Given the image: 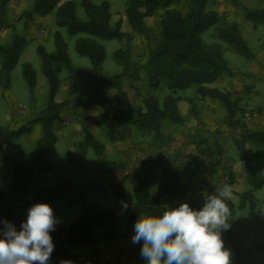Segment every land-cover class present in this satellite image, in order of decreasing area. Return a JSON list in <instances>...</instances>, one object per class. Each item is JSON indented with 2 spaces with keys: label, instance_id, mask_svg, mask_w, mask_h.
<instances>
[{
  "label": "rangeland",
  "instance_id": "1",
  "mask_svg": "<svg viewBox=\"0 0 264 264\" xmlns=\"http://www.w3.org/2000/svg\"><path fill=\"white\" fill-rule=\"evenodd\" d=\"M75 1L78 3L79 18L85 20L86 14L80 1ZM108 1L111 4L112 25L121 22L122 30L129 38L98 39L105 46L106 55L96 73L97 78L109 79L121 74L127 63L129 74L122 83L131 94L133 105L140 106L143 98L149 94L155 95L162 102L172 91L163 76L150 78L147 72V50L151 45L146 46L131 28L125 11L127 0ZM259 2L209 0L206 4V8L216 9L221 18L216 25L201 33L202 40L208 46H219L225 59L235 70L234 75L221 76L213 84L220 90L232 93L237 110L231 120H228L227 109L222 102L200 97L196 92L197 86L193 85L175 93L181 97L179 109L184 119L183 125L166 120L163 122L161 136L154 132L144 133L133 126L129 138L112 142L107 128L96 125L91 117L114 114V104L94 105L88 109L84 105L86 99H83L82 104L75 101L73 107L64 110L61 119L55 123L54 131L58 135L56 150L47 154L48 162L54 166L46 182L49 190L41 188L42 197L35 199L33 189L24 195L13 196L11 177L16 162L32 159L37 140L44 132L42 124L36 122V118L48 105L49 84L42 70L37 47L43 45L47 51L54 52L55 33L59 31L68 43L73 66L88 72L93 71V66L91 60L80 55L76 47L77 38L86 35H70L65 27L56 25L53 12L47 16L34 14L29 20L25 12L33 9V1L11 0L8 5L9 26L0 31V42H8L14 33H18L24 36L25 44L17 66L11 72L9 89L0 87V123L11 130H20L21 133L0 153V222L7 220L20 227L27 220L29 208L37 203H47L60 221L55 230L50 232L54 251L48 264H60L62 260H70L72 264H106V254L101 253V249L94 252L97 243L84 246L63 243L66 230L87 207H115L125 203L133 205L136 202V181H148L151 197L160 199L161 204L168 206L169 210L178 208L183 203H188L190 207L201 205L210 185L232 184V164L229 163H232V154L236 155V160L240 157L239 142L245 144L254 161L261 166L260 175L264 179V142L256 143L244 136L252 129V121H260L261 124L258 127L256 124V127L258 131H264V22L247 19L242 10V6L255 9L259 7ZM232 20L240 24L243 36L252 50L250 54H245L237 46L218 36V28L226 26ZM144 21L154 28L153 17H145ZM118 50L121 51L120 55L116 53ZM26 62L33 65L37 74L34 95L31 94L23 73V64ZM1 64L0 57V67ZM60 80L58 101L79 97L90 85L86 76L67 68L61 72ZM94 139L104 144L103 153L98 154L93 147ZM80 142L88 143L87 154L81 164ZM126 143L128 146H123ZM134 145L135 151L131 147ZM107 150L110 152L109 156ZM69 151L75 153L80 166L70 161ZM125 153L134 158L127 157ZM215 159H219L220 163L215 171H211L209 164L215 162ZM212 174L217 177L213 178ZM172 175L175 177L174 181ZM167 180L169 188L163 186ZM89 182L100 183L105 188L88 190ZM117 187L124 191L123 195L114 193ZM169 189L175 192L171 193ZM84 190L86 194L82 198ZM48 195H53L54 199L45 202L44 197ZM255 195L260 201L264 200V186ZM233 199L239 205L238 194L235 193ZM260 201L255 209H237L236 215L230 217L229 221L237 229H241L247 240L257 247L252 264H264V210ZM245 218L250 220L249 223L247 226H240ZM258 219L261 225L259 227L255 223H258ZM117 231L123 238L124 229L120 227ZM120 242L125 243V246H114V251L119 252L116 257H120V263L147 264L140 253L129 258V241L124 239ZM118 247L121 248L118 250Z\"/></svg>",
  "mask_w": 264,
  "mask_h": 264
},
{
  "label": "trees",
  "instance_id": "2",
  "mask_svg": "<svg viewBox=\"0 0 264 264\" xmlns=\"http://www.w3.org/2000/svg\"><path fill=\"white\" fill-rule=\"evenodd\" d=\"M10 1L0 0V31L9 26L8 5ZM32 1L33 9L25 12L29 20L34 14L47 16L53 12L56 25L65 27L70 35H86L77 38L76 47L80 55L91 60L93 71L79 70L73 66L68 53V43L59 31L55 33L56 50L54 52L47 51L43 45L37 47V53L42 61V70L49 84L48 105L36 118V122L42 124L44 132L37 140L32 159L27 162H16L14 165L11 177L13 196L24 195L33 189L35 192L33 197L39 199L42 197L41 188L49 190L46 182L54 166L48 162L47 154L56 150L58 135L54 131L55 123L61 119L64 110L73 107L75 101L77 103L80 101L82 104L83 99H86L84 105L88 109L94 105L104 106L111 102L114 104V114L105 113L98 117H91L96 125L107 128L112 142L129 138L132 135L133 126L138 127L144 133L154 132L161 136L164 121L183 125L184 119L179 109L181 97L176 96L175 93L193 85L197 86L196 92L200 97H209L222 102L227 109L228 120L235 116L237 108L232 93L213 86L221 76L234 75L235 70L225 59L219 46H208L201 37L204 30L216 25L221 18L216 9L206 8L209 0H127L125 11L131 28L146 46L151 45L147 50V72L150 78L163 76L172 91V94L167 95L162 102L153 94L146 95L142 104L137 107L130 102L122 83L125 76L129 74L127 63L125 71L121 74L109 79H99L96 76L106 55V48L98 39L126 38L128 40L129 38L128 34L122 30L121 22L112 25L110 2L108 0H79L86 14L85 20H82L78 16V3L75 0ZM259 1L260 5L255 9L242 6L247 19L264 22V0ZM145 17L155 19L154 28L145 24ZM217 33L220 38L237 46L245 54L252 52L237 21H229L226 26L218 28ZM24 44V36L18 33H14L8 42H0V57L2 58L0 87L5 90L10 87L11 72L19 62ZM116 53L120 55L121 51L118 50ZM65 68L86 76L90 80V85L79 97L58 101L60 74ZM23 73L31 94L34 95L37 74L30 62L23 64ZM20 133V130H11L0 123V153ZM244 136L256 143L264 142V131L247 133ZM87 145L88 143L85 142L79 143L82 149L79 155L80 164L87 154ZM92 145L98 154L103 153L104 144L99 140L94 139ZM238 148L240 158L246 163L254 183V189L240 194L239 205H236L233 199L225 201L232 212L231 217L236 215L237 209L246 207L255 209L259 199L256 198L254 190L261 188L264 184V179L260 175L261 166L254 161L250 150L242 142L238 143ZM74 154L73 151H69L70 161L80 166ZM219 163L220 160L215 159V162L209 164L210 170L215 171ZM172 180H175L173 175ZM168 183V180L165 181L163 186L169 188ZM219 187L222 186L210 185L206 189L201 205L195 204L191 206L192 209L201 210L210 196L218 195L216 189ZM96 188L104 189L105 186L96 182L88 183V190ZM134 191L136 202L128 205L127 209H124L123 205L87 207L79 219L68 227L63 243L75 246L94 245L96 239H99L106 245H113L120 237L118 228L124 229L123 237H133L134 225L140 215L162 216L165 211L169 210L168 206L161 204L160 199L151 197L148 181H136ZM169 191L175 192L170 189ZM114 193L123 195L124 191L117 187ZM85 194L86 190L82 191V198ZM53 199V195L44 197L45 202ZM260 206L264 210V200ZM13 225L17 231L21 229V226ZM3 228L4 225L0 222V230ZM100 230H102L101 233ZM240 230L232 223L229 230L222 232L224 247L231 253V264H252L253 254L257 247L251 244ZM0 238H2V232H0ZM142 244V241L139 244H133L131 241L129 258L139 255ZM98 249L95 246L94 252L97 253ZM106 264L112 263L107 262Z\"/></svg>",
  "mask_w": 264,
  "mask_h": 264
},
{
  "label": "clouds",
  "instance_id": "3",
  "mask_svg": "<svg viewBox=\"0 0 264 264\" xmlns=\"http://www.w3.org/2000/svg\"><path fill=\"white\" fill-rule=\"evenodd\" d=\"M216 191L218 195L210 196L201 210L183 203L162 216L138 218L132 243L143 242L140 255L147 264H231V253L221 236L231 227L232 212L225 201L233 199V190L223 185ZM59 222L47 203L29 208L19 231L11 222L2 221L0 264H48L54 251L50 232Z\"/></svg>",
  "mask_w": 264,
  "mask_h": 264
},
{
  "label": "crops",
  "instance_id": "4",
  "mask_svg": "<svg viewBox=\"0 0 264 264\" xmlns=\"http://www.w3.org/2000/svg\"><path fill=\"white\" fill-rule=\"evenodd\" d=\"M123 87H124V89L127 91V93H128V97H129V100H130V102L133 104L134 103V101H132V99H131V94H130V92L127 90V88H126V85L125 84H123ZM260 121H252L251 123H250V128H252V129H250V132L249 133H252V132H257L258 131V129H257V127L261 124V122L259 123ZM256 124H257V127H256ZM253 126V127H252ZM244 128H246V127H244ZM262 131V130H261ZM98 140V139H97ZM119 141H123V140H119ZM119 141H116V142H119ZM128 143H126L125 145H123V146H128L127 145ZM131 145H133V144H131ZM117 146H119V144L117 145ZM132 147V150L133 151H135V149H133V147H135V145L134 146H131ZM240 151V150H239ZM108 154V155H107ZM107 156H109L110 155V152H109V150H107ZM125 155L127 156V157H131V158H134L132 155H127V153H125ZM237 158H236V155H234V154H232V163H229V164H232V184L230 185L231 186V188H232V190H233V195H235V193L236 194H238V197H240V194L241 193H244V192H246V191H248V190H251V189H254V183L252 182V180H251V177H250V175H249V172H248V170H247V166H246V163L243 161V160H241V158L239 157V159L238 160H236ZM213 175V176H212ZM211 176L213 177V178H215V177H217V175H215V174H212ZM210 176V177H211ZM214 180V179H213ZM263 186H264V184H263ZM262 186V187H263ZM261 187V188H262ZM261 188H257V189H255L254 190V193L255 192H257L259 189H261ZM256 196V195H255ZM234 200V199H233ZM260 201V200H259ZM263 201V200H262ZM262 201H260V202H262ZM235 202V201H234ZM249 221L250 220H248L247 218H245V219H243L242 220V225L243 226H247V224L249 223ZM255 223L256 224H258V227L259 226H261L260 225V221H259V219H258V223H257V221H255ZM125 232V231H124ZM124 239H126V241L128 240L129 241V244L131 243V241H132V237H129V238H122V237H119V239H118V241L117 242H115L113 245H109V244H107V246H106V244H104L103 242H100V240L99 239H96V243H97V245H96V247H98L99 249H101L102 251H100L101 253L102 252H104L105 254H106V257H105V259H106V261L107 262H111L112 264H122V263H120V261H119V259H120V257L118 256V257H116L117 255H118V251H114V246H115V244H117L116 246H125V243H123V242H120L121 240H124ZM63 241H64V239H63ZM119 248H121V247H118V250H119Z\"/></svg>",
  "mask_w": 264,
  "mask_h": 264
}]
</instances>
